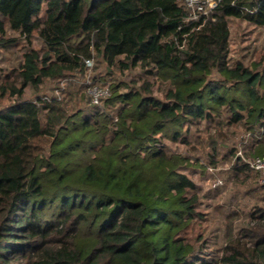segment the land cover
<instances>
[{
	"label": "trees",
	"instance_id": "16d2710c",
	"mask_svg": "<svg viewBox=\"0 0 264 264\" xmlns=\"http://www.w3.org/2000/svg\"><path fill=\"white\" fill-rule=\"evenodd\" d=\"M187 15L183 0H0V47L16 42L9 30L46 46L24 54L17 102L0 109V264H264V212L220 256L197 254L192 163L166 143L222 113L260 133L264 65L229 64L228 19L264 26V0H222L204 22ZM93 51L150 69L170 85L165 100L150 84H112L110 112L69 111L63 93L24 99L28 86L82 72Z\"/></svg>",
	"mask_w": 264,
	"mask_h": 264
},
{
	"label": "rangeland",
	"instance_id": "374dc122",
	"mask_svg": "<svg viewBox=\"0 0 264 264\" xmlns=\"http://www.w3.org/2000/svg\"><path fill=\"white\" fill-rule=\"evenodd\" d=\"M228 23L231 34L229 64L241 62L248 67L254 63L264 65V26H256L239 18H229ZM8 36L15 38L16 42L0 47V109L17 102L12 90L22 85L20 71L24 54L29 50H37L40 54L46 52V46L37 34L32 37L31 43L12 30H9ZM91 58L94 64L88 73L93 85L111 87L112 84H122L120 91L123 93L132 89L147 94L145 90L150 84L152 96L165 100L170 85L149 73L150 69H123L120 64L109 66L94 51ZM85 71L84 66L82 72L63 78L67 84L62 96L69 111L78 108L88 110L91 106ZM209 79L217 80L219 75L214 73ZM60 85L57 79L46 80L38 88L28 86L24 99L36 101L45 96L55 98V91ZM105 101L101 109L113 111L114 108H108ZM186 128V142L167 140L166 143L170 151L188 157L192 163L191 167L184 168V172L196 185L193 194L198 196L199 215L190 227L189 236L197 244V254L209 259L220 256L231 237L242 238L244 228L264 212V184L259 183V176L249 168L240 169L242 164L237 161L239 150L246 157L258 155L256 151L261 144L264 145V141L259 142L243 123L231 122L226 113L212 120L190 123ZM215 178H220L223 185L213 187ZM200 236L201 240L198 241Z\"/></svg>",
	"mask_w": 264,
	"mask_h": 264
},
{
	"label": "built area",
	"instance_id": "2783aa9c",
	"mask_svg": "<svg viewBox=\"0 0 264 264\" xmlns=\"http://www.w3.org/2000/svg\"><path fill=\"white\" fill-rule=\"evenodd\" d=\"M222 0H183L184 5L188 10V15L186 20L191 22H200L206 21L220 6ZM94 61L92 58L87 59L85 61V78L87 81V93L90 96L91 104L93 106L101 107L103 101L107 99L110 94L111 90L110 87L107 85L104 86H97L93 85L90 81L91 77L88 73V70L92 69ZM60 88H58L56 92V99H61V94L63 89L65 88V84H67V80L61 79L60 80ZM46 100H51L49 97H45ZM260 133H252L257 136L259 142L264 141V127L260 129ZM237 160L242 161L243 163L247 164L252 170L258 172L261 175V183H264V152L261 155H254V156H245L241 150L237 153ZM210 171H213L212 168H208ZM223 185V181L220 178H215L213 181V187H219Z\"/></svg>",
	"mask_w": 264,
	"mask_h": 264
}]
</instances>
